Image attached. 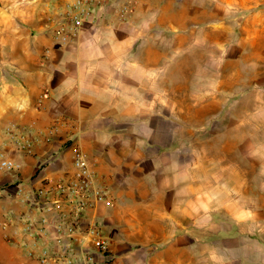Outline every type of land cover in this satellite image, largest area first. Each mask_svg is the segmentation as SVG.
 Returning a JSON list of instances; mask_svg holds the SVG:
<instances>
[{
	"label": "crops",
	"instance_id": "crops-1",
	"mask_svg": "<svg viewBox=\"0 0 264 264\" xmlns=\"http://www.w3.org/2000/svg\"><path fill=\"white\" fill-rule=\"evenodd\" d=\"M72 1L0 0V264H50L23 225L75 149L111 201L79 220L109 259L72 260L264 264V0H93L58 36Z\"/></svg>",
	"mask_w": 264,
	"mask_h": 264
},
{
	"label": "built area",
	"instance_id": "built-area-1",
	"mask_svg": "<svg viewBox=\"0 0 264 264\" xmlns=\"http://www.w3.org/2000/svg\"><path fill=\"white\" fill-rule=\"evenodd\" d=\"M93 2V0H73L71 10L66 12L57 26L56 34L58 36L62 32L74 34L81 25L91 22L94 17ZM72 166L74 172L71 178L47 183L30 195L31 204L40 209V214L37 217L27 218L23 229L41 239L44 246L50 239L58 248L53 252L45 247L41 249L38 256L41 263L93 264L94 256L88 251H84L82 257H72L73 260L67 255L68 251L73 250V244H79V234L82 239H86L87 236L90 238L89 242L94 253L109 259L108 244L100 236L96 226L89 225L85 230H81L79 220L82 212L93 203H108L111 200L103 188L92 187L95 174L88 167L86 158L77 149L73 152ZM0 167L7 171H15L18 166L12 160L2 157ZM2 192L0 188V197Z\"/></svg>",
	"mask_w": 264,
	"mask_h": 264
},
{
	"label": "rangeland",
	"instance_id": "rangeland-1",
	"mask_svg": "<svg viewBox=\"0 0 264 264\" xmlns=\"http://www.w3.org/2000/svg\"><path fill=\"white\" fill-rule=\"evenodd\" d=\"M255 154H253L252 155V176H257V177H259V176H263L262 174H261V170L258 168V166H255L256 165V162H258L257 161V159L255 158ZM252 191H253V198L254 199H256L257 198V200L258 201H260V196H262V198H263V196H264V185H262V186H260V185H255V184H253L252 185ZM262 202H263V200H262Z\"/></svg>",
	"mask_w": 264,
	"mask_h": 264
}]
</instances>
